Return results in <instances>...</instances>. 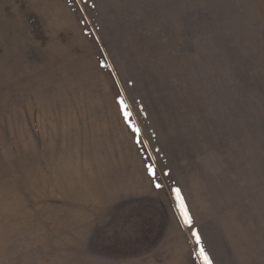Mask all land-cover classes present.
<instances>
[{"label":"rangeland","instance_id":"374dc122","mask_svg":"<svg viewBox=\"0 0 264 264\" xmlns=\"http://www.w3.org/2000/svg\"><path fill=\"white\" fill-rule=\"evenodd\" d=\"M173 188L264 264V0H0V264H203Z\"/></svg>","mask_w":264,"mask_h":264},{"label":"snow or ice","instance_id":"6c2138e0","mask_svg":"<svg viewBox=\"0 0 264 264\" xmlns=\"http://www.w3.org/2000/svg\"><path fill=\"white\" fill-rule=\"evenodd\" d=\"M118 103L121 105V109L124 114L125 122H129V127L131 128L132 132L139 135V128L136 127L134 124L130 123L131 119V112L128 110L129 106L124 101H118ZM137 143H142L139 139H137ZM147 166V172L148 175L153 178V181L156 179V170L154 165H146ZM164 175H168V173H164ZM163 187L160 183H155L156 189H161ZM172 194L174 195L175 201H176V207L177 210L180 212V218L183 221V225L192 230V236L195 238V244L198 246V252L197 255L202 258L203 264H212L211 260L209 259L204 247L202 246L201 236L198 231L193 230V220L192 217L189 214L188 207L185 203L184 197L181 193L180 188H173Z\"/></svg>","mask_w":264,"mask_h":264}]
</instances>
